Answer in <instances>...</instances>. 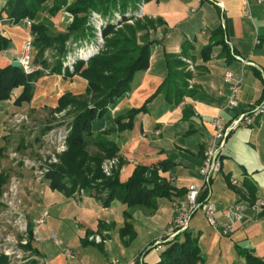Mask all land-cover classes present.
Wrapping results in <instances>:
<instances>
[{
    "label": "crops",
    "instance_id": "obj_1",
    "mask_svg": "<svg viewBox=\"0 0 264 264\" xmlns=\"http://www.w3.org/2000/svg\"><path fill=\"white\" fill-rule=\"evenodd\" d=\"M5 2L0 0V7ZM141 13L164 21L151 33L161 43L152 47L148 68L134 75L130 90L110 107L100 124L127 108L141 105L167 74L163 53L180 54L185 43L189 57L184 60L188 59L192 67H185L190 82L180 101L169 103L162 94L155 95L146 111L135 116L132 129L114 133L111 138L125 160L120 181H126L137 164L168 161L169 167L158 175L172 187L186 190L189 185L200 186L198 169L213 120L221 116L228 123L264 100V0H149L142 4ZM54 17L63 21V28L67 26L69 17L63 10L41 18L50 22ZM219 27L231 54L245 62L234 56L227 60L220 44L212 46L207 60L202 59L201 50L209 42L211 31ZM0 33L10 40L0 53V67H5L19 60L30 34L22 24L3 19ZM226 71L240 84L238 105L232 109H224L229 94ZM85 85L86 81L77 75L40 77L34 83L30 104L39 101L38 94L40 102L47 105L64 92H83ZM18 93L16 89L13 95ZM8 101L0 102V120L3 103ZM251 120L230 132L222 168L211 180L209 200L216 207V225H209L201 212L191 219L189 230L198 233L201 260L197 264H245L237 254L238 246L251 248L255 256L264 258V209L249 204L250 193L264 198V112L252 115ZM180 198L159 199L152 214L134 208L130 222L135 235L130 238L129 234L121 237L119 233L124 223V204L113 201L103 207L93 191L66 196L50 190L42 204L48 209V217L39 226L30 248L44 264H109L112 258L125 262L138 257L141 260L135 264H152L164 245L152 247L150 253L149 248L159 240L173 216V202ZM235 203L243 205V217L224 233L223 210ZM90 235L100 236V247L88 240Z\"/></svg>",
    "mask_w": 264,
    "mask_h": 264
},
{
    "label": "trees",
    "instance_id": "obj_2",
    "mask_svg": "<svg viewBox=\"0 0 264 264\" xmlns=\"http://www.w3.org/2000/svg\"><path fill=\"white\" fill-rule=\"evenodd\" d=\"M147 1L149 0H6L0 7V20L7 18L19 23L27 17L31 21L29 32L32 37V63L41 68L50 67V74L64 77L77 75L86 81L83 92L62 93L51 109L54 113L69 107L68 113H72V118L68 122L70 129L66 140L67 149L59 155V162L47 174L49 188L66 196L79 191H93L103 207L109 206L113 201L124 204V223L119 233L121 237L129 234L130 238L135 235L130 222L134 208L138 207L152 214L158 208L159 199L183 197L186 190H176L158 175L159 171L169 167L168 161L149 166L137 164L127 180L120 181V169L125 160L111 136L132 129L135 116L146 111L147 103L155 95L162 94L169 103L180 101L181 96L187 92V78L190 75L185 69L187 64L184 60L189 57V46L183 43L180 54L164 52L167 74L156 90L141 105L127 108L103 125L100 124L101 119L112 105L127 94L134 75L148 68L152 47L161 43L160 39L152 38L151 33L161 27L164 21L159 17L130 14L121 23L103 26L101 49L85 60H77L72 71L62 70L61 59L68 52L67 42L70 39L78 41L93 37L89 23L91 11L98 12L103 17L111 15L114 10L124 15L126 11H135L139 4ZM60 10L69 17L63 30L55 29L50 22L41 18L43 14L54 16ZM128 19L131 23L126 22ZM162 32L166 34L167 30L162 28ZM9 41L8 37L0 33V53L7 48ZM214 44L222 46L227 60L232 58L219 27L211 31L209 42L201 50L204 61L209 58ZM47 49L54 50L51 64L44 56ZM41 74V70L26 74L20 66L11 64L0 67V102L10 100L16 89H19V93L14 97L13 104L19 106L29 102L33 96V82ZM3 152L4 148L0 144V159ZM113 158L117 162L111 166L110 173L105 174L103 162ZM5 180L6 176L1 173L0 192ZM250 195L249 204L252 206L257 198L253 193ZM92 242L100 247V242ZM162 244L164 247L152 264H197L201 260L198 233L189 229ZM236 250L245 264H264V258L255 256L251 248L238 246ZM28 264L39 263L32 260Z\"/></svg>",
    "mask_w": 264,
    "mask_h": 264
},
{
    "label": "built area",
    "instance_id": "obj_3",
    "mask_svg": "<svg viewBox=\"0 0 264 264\" xmlns=\"http://www.w3.org/2000/svg\"><path fill=\"white\" fill-rule=\"evenodd\" d=\"M141 4H139L138 9L136 10L138 13L141 12ZM129 11L130 10L126 13L127 16L131 14V11ZM111 17V21L119 20L121 18L120 11L116 10ZM91 18H93L91 21H93L98 27L108 22V18H102L97 12H92ZM22 22L27 26L31 25V21L27 17L23 18ZM100 41L101 38H98L97 42L90 44L89 47L84 49L79 48V50H77V52H80L79 57H87L95 53L101 47ZM30 51V40L27 39L23 44L22 53L19 58L20 66L26 73L31 72L33 69L31 65ZM76 55L77 53H75V55L68 56L66 64L73 63L76 59ZM233 56L236 59L245 62L239 56ZM224 79L229 83V94L227 96L224 109H232L238 105L240 84L239 81L232 78L230 71L224 72ZM262 112H264V100L253 105L248 112L237 115L228 123H226L221 116H218L213 120V130L206 141L203 151L202 164L198 169L202 183L200 186L189 185L186 188L185 195L173 202V216L169 220L163 234L155 243L154 248L157 249L162 242L173 238L180 232L188 230L191 219L196 212H201L209 225H216V207L209 200L211 193L210 184L213 177L222 168V154L225 148L226 140L234 128L239 126L241 123H244L245 125L250 124L252 121L251 116ZM68 132L69 128H62L59 129L57 134L54 136L53 141L51 142L52 145L47 149L48 156L43 158V162H39V164L34 168L36 170L35 176L37 180L43 177V175L51 169L50 167L52 164L57 163L58 155L66 150V138ZM107 162V164L105 163L103 165V170L106 173H108V169L111 167L114 159L107 160ZM232 183H235V180H232ZM21 205L22 201L18 182L15 178H12L9 186L0 196V260L4 258L6 259V262L0 264H27L33 255L31 249L29 248L28 250L26 247H28V245L30 246L29 243H31L37 235L39 226L43 225L48 217V210L42 208L34 218L27 221L22 212ZM252 206L254 208H264V199H255ZM242 208V204L235 203L223 210V215L226 218V221L223 223L224 233L231 229L235 222L241 220ZM53 240L56 243L58 241L54 238V236ZM88 240L96 243L102 241L99 235H90L88 236ZM138 259H131L123 262L116 258H112L109 264H135L137 260H141L140 258Z\"/></svg>",
    "mask_w": 264,
    "mask_h": 264
},
{
    "label": "rangeland",
    "instance_id": "obj_4",
    "mask_svg": "<svg viewBox=\"0 0 264 264\" xmlns=\"http://www.w3.org/2000/svg\"><path fill=\"white\" fill-rule=\"evenodd\" d=\"M137 9L133 11L136 13H133L132 11L131 12L129 11V12L131 14H134L135 16H141L142 13L141 12H140L141 14L138 13L136 11ZM92 12H95V11H91V13ZM114 12L116 11L114 10L113 13ZM127 12L128 11H126L124 15H122L120 12L121 18L115 21L110 20L112 18L111 16L113 15V13L105 17H103L100 13L98 12L97 13L100 14L102 18H108V22L106 24L108 23L117 24V23H121L123 19L128 18L126 14ZM91 13L89 16V23L92 27V32L94 34L93 37L90 39L83 38L78 41H74L70 39L67 42L68 52L61 59L62 70L68 69L72 71L77 60H85L94 54L93 53L87 57H79L80 52L79 51L77 52L79 48L84 49L86 47H89L90 44L96 43L98 38H101L100 42H101V47H102L103 45L102 28L106 24H102L100 27L96 26V24L93 21H91L93 20V18H91ZM3 20L10 22L12 24L14 23L13 20L11 19L4 18ZM53 20L54 21L51 20L50 23L54 26L55 29L57 30L64 29L63 21H56L55 17ZM126 22L131 23V20L129 21L126 20ZM19 23L22 24L25 29L29 30L30 26H27L26 24H24L22 20ZM27 39L31 41L32 39L31 35H29ZM101 47L99 49H101ZM30 53L32 54V51H30ZM75 53H77L75 61L71 64L70 63L66 64V61L68 60L67 59L68 56L75 55ZM53 55H54V50L52 49H47L44 53L45 58L48 60L50 64L54 60ZM188 61H189L188 59H185L187 68L191 69L192 67L190 65L191 62L190 61L188 62ZM31 65L33 68L31 72H33L34 70L42 71V74L33 82V85L36 81L40 79V77L50 75L49 73L50 67L41 68L39 65L32 63V55H31ZM29 73H26V74H29ZM189 82L190 81L187 79V84H189ZM33 94H34V91H33ZM37 96L39 97V101H36L35 105L30 104V101L32 100L31 99L29 102H25L17 106L13 104V99L15 96L12 95V98L8 102L3 103V106H2L3 115L0 120V144L4 148L3 157L0 159V174L2 173L3 175L6 176V180L1 186L0 196L2 192L9 186L10 180L12 178H15L18 182V187L20 190L21 201H22V205H21L22 212L27 221L34 218L42 208L47 209L44 205L42 206V204L46 203L44 201L45 196H47V194L51 190L48 185L47 174L50 172L54 164H52L50 167L51 169L47 173H45L43 177H41L38 180L36 179V176H35L36 170L34 168L36 167V165L39 164V162H43V158L48 156L47 149L52 145L51 142L53 141V138L57 134L59 129H62V128L70 129L68 122L72 118V113H68V111L70 110L69 107L62 109L59 112L53 113L51 109L55 104V100L51 99V101L50 100L48 101L47 105H43L40 102L41 96L39 94ZM39 102L41 104H39ZM66 149H67V145H66ZM59 155H58L57 163L59 162ZM113 159H114V162L112 163L111 166H114L117 162L116 158H113ZM105 163L106 164L108 163L107 160L103 162V165ZM103 165H102V169H103ZM110 170H111V167L108 169V173H106L104 170L103 171L105 172V174H109ZM79 192H82V191H79ZM76 193L78 192H75L74 194ZM241 214L243 217L242 211H241ZM137 243L138 242L136 241L135 247H138ZM154 246L155 244L151 245V247L149 248L151 250L148 251L149 253L153 250L152 247ZM26 248L29 250L30 246L28 245V247ZM31 252H32L33 257L30 258L28 263L32 260H35L39 264H44V262L39 259V257L34 253L32 249H31ZM0 262L4 263L6 262V259L5 258L1 259Z\"/></svg>",
    "mask_w": 264,
    "mask_h": 264
},
{
    "label": "water",
    "instance_id": "obj_5",
    "mask_svg": "<svg viewBox=\"0 0 264 264\" xmlns=\"http://www.w3.org/2000/svg\"><path fill=\"white\" fill-rule=\"evenodd\" d=\"M12 66H15V67H19L20 66V63L19 61L15 60L11 63Z\"/></svg>",
    "mask_w": 264,
    "mask_h": 264
}]
</instances>
